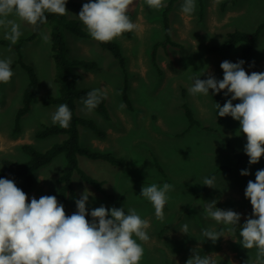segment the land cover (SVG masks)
Instances as JSON below:
<instances>
[{
    "label": "rangeland",
    "instance_id": "rangeland-1",
    "mask_svg": "<svg viewBox=\"0 0 264 264\" xmlns=\"http://www.w3.org/2000/svg\"><path fill=\"white\" fill-rule=\"evenodd\" d=\"M168 1L163 0L165 6ZM228 1L195 0L196 10L187 16L181 12L184 0H176L168 13L169 37L175 43L172 45L163 44L161 16L165 6L155 10L146 4V0H132L128 12L138 27L131 32V37L123 35L112 41L119 45L125 58V73L111 53L89 36L78 19L81 8L66 6L68 14L64 18L78 21L88 34V37L80 38L64 29L67 57L71 61L94 62L96 66L91 69L73 66L71 72L76 77L75 87L78 90H107L108 120L94 110L87 112L82 100L78 97L74 99L76 116L93 121L97 129L105 133V137L100 138L95 131L80 124L77 126L79 145L109 152L122 160L121 165H112L107 161L77 155L78 168L101 181L105 193L112 195L111 199L96 192L77 173L72 177L73 189L76 199L80 198L85 188L93 194L86 205L89 212L86 219L89 221L91 210L101 205L108 209L124 207L126 213L134 208L142 219L149 220L147 234L150 240L138 241L144 248L140 264H186L192 250L197 248L201 255L215 254L216 264H252L255 260L256 250L242 247L239 229L252 215V206L244 194L247 183L249 180L255 182V173L264 169V160L261 157V162L250 165L248 160L240 163L234 157L233 152H244L247 138L239 132L240 124L231 116L224 117L222 122L217 121L214 99L216 97L223 106L226 100L231 99L230 95L226 97L222 91L213 97L212 90H209L207 96L194 97L188 92L194 77L206 79L208 74H212L222 80L220 64L225 60L239 61L243 43L229 50L220 48L228 33L234 30L251 32L264 22V0ZM19 23L23 34L16 43L33 31V26L22 21ZM44 35L50 41L49 24L44 25L35 39L23 42L21 46L22 59L34 68L39 85L29 112L20 120L18 134L14 133L15 117L22 105L27 74L17 64L12 68L14 75L11 81L0 83V170L3 159L19 163L28 158L20 149L21 145L31 144L35 149L44 151L64 138L49 136L38 139L34 134L42 126L53 124L51 116L59 107L44 105L48 96L58 94L50 42H44ZM2 42L10 41L4 38V30L0 29V59L16 60V51ZM157 43L160 44L155 49L153 61V48ZM249 61V65L243 66L246 73H264V29ZM125 77L131 110L121 98ZM239 102L236 100L233 104ZM121 104L124 106L120 107ZM183 105L193 112L199 123L189 132L184 131L189 128V122ZM181 133L184 134L178 136ZM63 165L64 157L58 155L34 173L35 184L27 195L28 203L33 197L55 196L64 205L66 215L76 211L75 201L71 197L63 201L55 183ZM242 170H248L249 175L242 176ZM206 177H215L214 188L203 185ZM13 181L18 186L19 180ZM152 183L161 186L169 183L174 188L168 193L163 222L156 219L152 204L140 196L141 188ZM232 187H237L241 193L239 196L235 192L232 196L235 201L238 199L237 203L241 200L238 207L231 200L233 198L226 195ZM213 200L217 208L231 209L241 215L234 232L227 231L224 225L207 217L205 203ZM185 223L189 227L187 235L180 232ZM204 229L223 231L224 237L213 243L202 235Z\"/></svg>",
    "mask_w": 264,
    "mask_h": 264
},
{
    "label": "clouds",
    "instance_id": "clouds-1",
    "mask_svg": "<svg viewBox=\"0 0 264 264\" xmlns=\"http://www.w3.org/2000/svg\"><path fill=\"white\" fill-rule=\"evenodd\" d=\"M66 4L67 0H0V29L4 30V38L15 44L23 34L19 21L38 27L47 23L45 13L67 15ZM131 4L132 0H87L78 19L93 40L112 42L138 27L128 15ZM146 4L155 10L165 6L163 0H146ZM195 10V0H184L182 14L191 16ZM43 40L50 42L47 35ZM244 63L223 61L222 80L212 74L206 79L196 76L188 92L194 97L207 96L209 90L231 96L223 106L216 103L218 115L231 116L239 122V132L247 138L244 153L249 164L255 165L264 156V73L253 71L249 75ZM11 64L10 58L0 59V83L11 81L14 75ZM106 98V89H93L81 102L90 113ZM236 100L240 102L234 105ZM71 119L67 104H60L51 116L52 123L61 128H68ZM240 174L248 176L249 171L242 170ZM214 182L215 177H206L203 185L214 188ZM173 190L169 183L162 186L152 183L141 188L140 196L152 204L155 217L161 222L168 193ZM244 194L251 203L252 215L239 229L240 243L244 249L256 250L252 264H264V169L256 171L255 182L248 181ZM92 195L85 188L75 200L76 211L66 215L64 205L55 196L33 197L28 203L27 194L13 180L0 178V264H140L144 248L138 241L150 240L149 220L142 219L134 208L126 213L124 207L108 209L101 205L91 210L89 221L86 205ZM204 211L229 232H234L241 220L239 213L217 208L215 200L207 202ZM188 231L185 223L180 232L187 235ZM202 235L215 243L224 237V232L204 229ZM214 256L201 255L198 248L193 249L186 264H216Z\"/></svg>",
    "mask_w": 264,
    "mask_h": 264
},
{
    "label": "trees",
    "instance_id": "trees-1",
    "mask_svg": "<svg viewBox=\"0 0 264 264\" xmlns=\"http://www.w3.org/2000/svg\"><path fill=\"white\" fill-rule=\"evenodd\" d=\"M235 1L236 0H229L228 2L234 3ZM175 2L176 0H169L164 10L162 11L161 20L164 29L163 44L168 43L175 45V43L171 42L170 40L168 30V13ZM82 5V3H77L70 0H67L66 4L67 7L74 8H82ZM200 7L203 8V4H201ZM45 15L47 16L46 24L50 25V49L55 68L54 82L58 85V94L48 96L44 102V105L59 106L60 104H67L72 112V119L68 128H61L58 124L44 125L39 128L34 133L35 137L38 139H44L49 136H63L64 138L61 141L52 144L48 149L44 151L35 149L31 144L21 145L20 149L27 155L28 158L19 163H15L8 159H3L1 162L2 168L0 170V178L19 180L17 187L23 190L28 195L32 191L35 184L34 173L41 167L52 162V160L58 155H62L64 157V165L60 170L55 183L58 186L59 196L63 201H66L68 197H71L74 201L76 200V193L73 189L72 183V177L74 173H77L80 179L91 186L96 192L106 195L109 199H111L112 195H108L105 193V190L103 189V183L101 181L92 178L84 171L80 170L77 166V155H83L90 160L107 161L112 165H121L122 163V160L120 158H117L109 152L92 150L90 148L82 147L79 145L77 126L80 124L84 125L93 132L95 131L97 136L100 138H104L105 136L104 132L97 129L93 121L89 119L79 118L75 114L74 99L78 97L82 100V98H85L87 96V93L91 90L76 89V77L72 74L71 68L73 66H83L85 68L91 69L95 68L96 66L94 62H88L84 60L71 61L68 59V48L64 37V29L72 31L75 36L80 38H86L88 37V34L81 28V24L76 20H66L64 16L49 13H45ZM128 15L131 19L132 14L128 12ZM46 24H41L38 27H33V31L30 33V35L24 39H21V41L16 44H12L10 42H2L4 45L13 48L16 51L17 59L12 61L11 68H14L17 64H19L21 68L24 69L28 77V82L22 93V105L17 110L15 117V134H18L21 130L20 120L26 113L29 112L39 85L38 76L34 68L26 64L22 59L21 46L23 42L32 41L33 39H35ZM263 29L264 22L260 23L256 27V29L251 32L234 30L227 34V40L221 45L220 48L229 50L234 48L238 43H243L241 58L239 60L245 61L243 66L249 65V56L251 55L255 43ZM123 35L126 37H131V32L124 33ZM98 43L102 49H105L111 53L113 58L118 62L119 66L125 73V58L121 53L119 45L114 42ZM159 44L160 43L154 45L152 53L153 61L155 60V49ZM213 49H217V47H213ZM126 80L127 78L125 77L123 80L124 85L121 89V98L128 110H131L132 107L128 96V87ZM212 96L215 97V94H213V92ZM214 99L216 103H219L221 105L216 97ZM183 108L185 116L187 117L189 122L188 127L192 128L194 126H198L199 123L195 119L193 112L186 105H183ZM94 111H96L104 119H109L105 99L102 100V102ZM216 117L218 122L223 121L224 117H219L217 107ZM233 155L240 163L248 160V157L244 152H233ZM156 166L162 173L157 162Z\"/></svg>",
    "mask_w": 264,
    "mask_h": 264
},
{
    "label": "crops",
    "instance_id": "crops-1",
    "mask_svg": "<svg viewBox=\"0 0 264 264\" xmlns=\"http://www.w3.org/2000/svg\"><path fill=\"white\" fill-rule=\"evenodd\" d=\"M247 32V31H246ZM189 129H191V128H186L184 131L185 132H189ZM184 133H181L180 135H178V136H182ZM177 136V137H178ZM105 137V136H104ZM262 158H263V160H264V156H262ZM262 161V160H261ZM261 161H259V162H261ZM217 168H218V166H217ZM235 192H237V194L240 196L241 195V193H240V190L239 189H237V187L236 188H234V187H232L227 193H226V195L227 196H229L230 198H233L232 196H234L235 195ZM234 203H235V205H237L236 207H238L239 206V203L241 202V200L239 201V203H237V201H238V199L235 201V199L233 198V199H231ZM206 204V203H205ZM251 204V203H250Z\"/></svg>",
    "mask_w": 264,
    "mask_h": 264
}]
</instances>
